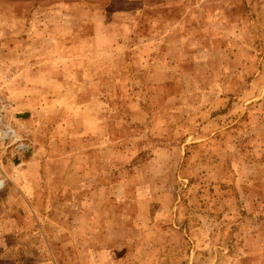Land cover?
<instances>
[{"label":"rangeland","instance_id":"374dc122","mask_svg":"<svg viewBox=\"0 0 264 264\" xmlns=\"http://www.w3.org/2000/svg\"><path fill=\"white\" fill-rule=\"evenodd\" d=\"M3 102L0 264H264V0H0Z\"/></svg>","mask_w":264,"mask_h":264},{"label":"built area","instance_id":"2783aa9c","mask_svg":"<svg viewBox=\"0 0 264 264\" xmlns=\"http://www.w3.org/2000/svg\"><path fill=\"white\" fill-rule=\"evenodd\" d=\"M6 103H0V145L10 149L17 158H24L32 150V144L19 135L16 129L5 118ZM5 186V176L0 168V190Z\"/></svg>","mask_w":264,"mask_h":264},{"label":"crops","instance_id":"0c3cea01","mask_svg":"<svg viewBox=\"0 0 264 264\" xmlns=\"http://www.w3.org/2000/svg\"><path fill=\"white\" fill-rule=\"evenodd\" d=\"M11 179L13 180V177H12ZM15 179L18 180V177L16 178V176H15ZM15 179H14V181H16ZM35 180H36V179H34V181H35ZM16 183L18 184L17 181H16ZM33 184H34V183H33ZM19 185H21V184H19ZM23 187H24V185H23ZM23 187H22V188H23Z\"/></svg>","mask_w":264,"mask_h":264},{"label":"water","instance_id":"95a60500","mask_svg":"<svg viewBox=\"0 0 264 264\" xmlns=\"http://www.w3.org/2000/svg\"><path fill=\"white\" fill-rule=\"evenodd\" d=\"M28 114H20V117L24 118V117H27Z\"/></svg>","mask_w":264,"mask_h":264}]
</instances>
